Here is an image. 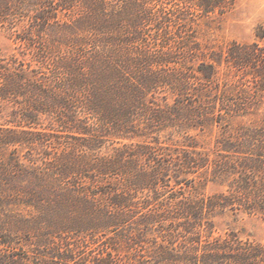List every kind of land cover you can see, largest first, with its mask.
Returning a JSON list of instances; mask_svg holds the SVG:
<instances>
[{
  "label": "trees",
  "instance_id": "16d2710c",
  "mask_svg": "<svg viewBox=\"0 0 264 264\" xmlns=\"http://www.w3.org/2000/svg\"><path fill=\"white\" fill-rule=\"evenodd\" d=\"M234 2L0 0L23 56L0 58V264H264V242L212 236L221 213L264 221V125L230 129L264 47L195 31Z\"/></svg>",
  "mask_w": 264,
  "mask_h": 264
},
{
  "label": "rangeland",
  "instance_id": "374dc122",
  "mask_svg": "<svg viewBox=\"0 0 264 264\" xmlns=\"http://www.w3.org/2000/svg\"><path fill=\"white\" fill-rule=\"evenodd\" d=\"M21 31L20 26H17ZM196 37L203 45L215 49H226L232 43L252 44L258 43L264 47V0H235L233 6L223 15H214L209 18L197 20L195 26ZM15 33L5 28H0V58L11 56L22 59V48L16 40ZM28 58V56L26 57ZM226 70L222 67L221 74ZM233 73H231V76ZM223 77V75H221ZM233 80L236 77H231ZM230 78V79H231ZM261 103L249 114L237 116L231 119L230 129L235 130L239 126L264 125V92ZM6 115H0V123H5ZM220 129L214 127L204 133L194 132L201 149L212 150L215 148V139L220 134ZM177 142L183 141V137L176 135ZM107 143L102 145V151L110 150ZM197 191L212 194L227 189L226 182L220 180L206 181L197 179L195 181ZM212 236L224 235L226 232L234 231L242 238L264 242V221L258 215L243 212H225L214 218ZM181 242V239L178 240ZM97 244H92L94 248Z\"/></svg>",
  "mask_w": 264,
  "mask_h": 264
}]
</instances>
